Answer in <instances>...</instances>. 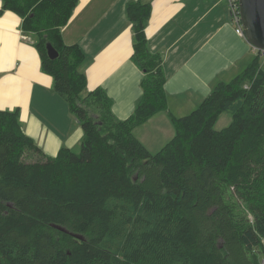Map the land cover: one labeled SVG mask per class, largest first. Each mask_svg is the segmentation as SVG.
Segmentation results:
<instances>
[{"label":"trees","instance_id":"1","mask_svg":"<svg viewBox=\"0 0 264 264\" xmlns=\"http://www.w3.org/2000/svg\"><path fill=\"white\" fill-rule=\"evenodd\" d=\"M21 17L41 69L80 123L79 151L46 155L19 109L0 110V264H258L264 257V69L256 53L150 152L133 130L168 112L162 56L145 33L149 2L130 1L141 96L118 118L103 88H86V56L61 27L78 0H1ZM235 2H237L235 0ZM58 52L50 58L46 43ZM231 122L214 123L224 112ZM32 152L42 159L26 161ZM59 225L78 239L53 226Z\"/></svg>","mask_w":264,"mask_h":264},{"label":"crops","instance_id":"2","mask_svg":"<svg viewBox=\"0 0 264 264\" xmlns=\"http://www.w3.org/2000/svg\"><path fill=\"white\" fill-rule=\"evenodd\" d=\"M130 1L78 0L61 27L64 43L77 44L85 53L87 90L103 88L113 114L121 119L132 113L142 93V70L132 60V23L126 13ZM140 1L151 6L145 33L150 50L162 56L168 104V112L134 128L146 134L143 128L156 121L162 124L158 132L164 130L171 112L195 108L256 53L236 33L228 0ZM21 20L10 10L0 15V110L18 108L25 133L46 155L54 156L62 147L75 151L83 136L80 123L54 91L52 77L42 71L34 35L22 31ZM135 135L149 147L148 139L137 131Z\"/></svg>","mask_w":264,"mask_h":264},{"label":"water","instance_id":"3","mask_svg":"<svg viewBox=\"0 0 264 264\" xmlns=\"http://www.w3.org/2000/svg\"><path fill=\"white\" fill-rule=\"evenodd\" d=\"M238 10L244 37L254 48L264 50V0H238ZM46 51L50 58H55L58 54L50 42L46 43ZM53 226L78 239H83V236L72 233L64 227L55 224Z\"/></svg>","mask_w":264,"mask_h":264},{"label":"rangeland","instance_id":"4","mask_svg":"<svg viewBox=\"0 0 264 264\" xmlns=\"http://www.w3.org/2000/svg\"><path fill=\"white\" fill-rule=\"evenodd\" d=\"M259 60H260L262 68L264 69V54L259 56ZM193 108L194 107L192 106L181 108V109H178V111H176L175 113L173 112L171 113L178 117V116H182V115L189 113L191 110H193ZM167 119L168 120H167V124L165 125V129L161 130L160 132H158V129L162 127V124H159L157 121L153 122L150 126H145L143 128L146 134H143L141 132L139 133L138 130H133L134 134H136V131H137L138 134L146 138L145 140L148 139V142L150 145H148L149 147H147L146 145L145 146L150 152H156L174 135L175 132H174L173 123L171 119L169 118V116H167ZM231 119L232 117L229 111L222 112L218 116L217 120L215 121L214 128L217 130L224 128L231 122ZM78 151L79 149L75 150V152H78ZM24 159L26 161H34V160L42 159V158L37 156L36 154H33L32 152H28L27 154L24 155Z\"/></svg>","mask_w":264,"mask_h":264},{"label":"built area","instance_id":"5","mask_svg":"<svg viewBox=\"0 0 264 264\" xmlns=\"http://www.w3.org/2000/svg\"><path fill=\"white\" fill-rule=\"evenodd\" d=\"M236 1L237 2H235V0H228L232 17H233V19L237 25L235 28V31H236V33L244 36L242 25L240 22V17H239L238 0H236ZM253 49L256 50V48H254V47H253ZM261 52H262V54H264V50H261ZM258 264H264V257L260 260V262Z\"/></svg>","mask_w":264,"mask_h":264}]
</instances>
